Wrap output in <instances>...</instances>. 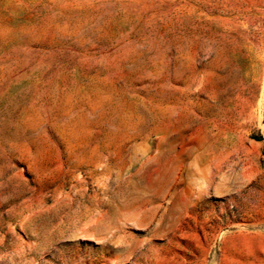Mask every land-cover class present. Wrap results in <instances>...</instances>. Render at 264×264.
<instances>
[{
  "label": "rangeland",
  "instance_id": "obj_1",
  "mask_svg": "<svg viewBox=\"0 0 264 264\" xmlns=\"http://www.w3.org/2000/svg\"><path fill=\"white\" fill-rule=\"evenodd\" d=\"M0 264H264V0H0Z\"/></svg>",
  "mask_w": 264,
  "mask_h": 264
}]
</instances>
